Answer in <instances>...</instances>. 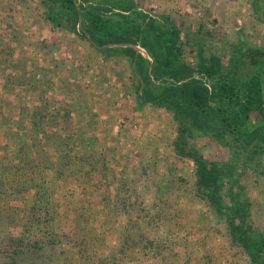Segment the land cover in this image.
<instances>
[{
    "label": "rangeland",
    "instance_id": "1",
    "mask_svg": "<svg viewBox=\"0 0 264 264\" xmlns=\"http://www.w3.org/2000/svg\"><path fill=\"white\" fill-rule=\"evenodd\" d=\"M48 1L0 0V168L12 157L5 149L15 151L10 133L16 131L20 110L33 112L42 103L37 89L51 87L46 96L51 99L50 112L63 108L70 114L66 120L70 125L62 128V132L87 138L96 136L98 142L93 147L98 152H107L103 163L134 188L132 202L136 194L145 212L142 214L138 208L131 214L120 212L108 218L103 209L106 204L101 205L103 211L100 208L98 192L87 196L91 204L87 206L81 188L63 182L58 183L53 194L56 215L51 225L44 209L35 206L32 194L23 199H8L0 191V264L13 261L46 264V256L54 250L62 253L57 264H67L70 251L75 257L71 264H101L100 259H110L108 264H250L243 250L230 245L225 238L228 232L225 221L197 196L194 161L180 158L174 150L173 143L181 132L180 122L164 109L139 105V83L130 60L90 46L79 34L81 19L77 33L71 31L73 21L68 20L65 12L59 13L57 21L47 20ZM75 3L78 9L107 7L110 12L106 14L116 20L123 14L121 8L131 5L146 17V22L155 20L160 27H173L181 33L187 63L196 62L203 47L206 56L220 58L224 73L235 66V85L253 75L264 80V57L251 55L250 51L255 49L252 46L264 51V0H75ZM13 35L18 40L10 57L3 52L4 41L12 40ZM241 36L245 47L239 45ZM135 48L150 59L146 50ZM10 75L13 85L4 90L9 87L6 81ZM25 120L30 121L31 115L25 116ZM252 122L253 127H258L261 116L254 113ZM193 142L211 161L225 160L230 155L228 149L209 136ZM152 161H156V166ZM248 166L241 175V183L250 219L264 231V160ZM142 167L148 171L146 174L141 175ZM104 189L101 186L102 195L106 194ZM157 193L161 195L159 204L155 202ZM77 208L88 211L87 227L95 229L97 235L87 227L81 237L76 234L72 209ZM136 222L139 226L128 229ZM54 229L63 241L58 248L50 239ZM129 232L136 241L144 235L153 242L147 243L148 238L144 237V244L151 250L145 259L135 261L122 254L121 240ZM77 240L82 242L75 245Z\"/></svg>",
    "mask_w": 264,
    "mask_h": 264
},
{
    "label": "trees",
    "instance_id": "2",
    "mask_svg": "<svg viewBox=\"0 0 264 264\" xmlns=\"http://www.w3.org/2000/svg\"><path fill=\"white\" fill-rule=\"evenodd\" d=\"M132 10L131 5L122 7L123 14H119L120 19L116 20L108 16L109 9L101 5L95 9L81 6L78 9L75 0H49L46 18L54 22L59 18L60 12H65L68 20L73 21L71 31L74 33H77L81 19L83 22L79 34L90 46L130 60L138 78L139 105L164 109L180 122L181 132L173 147L177 156L190 159L196 165L197 196L209 204L220 220L225 221L228 230L225 238L230 245L241 248L250 264H264V231L250 219L249 203L245 187L241 183V175L250 168L248 163L260 164L264 160V80L259 75H253L235 85V66L229 67L224 73L220 58L216 55L206 56L203 47L200 48L196 62L187 63L184 45L180 43L181 33L177 29L160 27L155 20L146 22L142 13ZM131 12H134L132 16L129 15ZM133 17L142 20L139 22ZM144 22L146 26L142 25ZM17 40L18 36L13 35L12 40L4 41L6 51L3 52L7 56H13ZM135 47L146 50L150 59ZM252 53L264 55L259 50ZM12 68L16 71L14 65ZM10 78L13 79V75L8 77L6 82L9 87L4 90L13 85ZM44 89H37L41 105L36 106L33 112L22 108L15 126L16 131L10 133L15 153L5 149L6 154L12 157H9L10 161L5 160L6 163L0 168L1 193L8 199H23L26 194H32L35 206L40 210L44 209L47 222L51 225L55 223L56 215L53 194L58 183L63 182L77 184L87 206L91 205L87 196L98 192L100 208L106 204L103 209L108 218L111 215L117 216L120 212L131 214L138 208L143 214L145 211L138 204L136 194L135 201L132 202L134 188L119 178L116 170L103 163V156L107 152H98L93 147L98 138L62 132V128L65 130L70 125L66 121L70 114L63 108L50 112L48 104L51 99L46 96L48 89L52 88ZM49 112L52 113L51 116ZM254 113H258L262 119L258 127H253L252 124ZM30 115L31 120L26 121L25 116ZM208 136L228 149L230 155L225 160L211 161L194 145V139ZM153 162L156 166V161ZM147 172L142 167L141 175ZM101 186L105 187V195H102ZM74 194L78 195L76 192ZM160 197L159 193L155 195V202L158 204ZM68 200L71 202L69 195ZM72 211L75 232L81 237L90 221L88 211L79 208ZM162 214L163 209L158 214L159 219ZM136 226H139V222L128 229L133 230ZM87 228L96 234L95 229ZM50 233L51 241L58 248L63 241L55 234V229ZM144 237L141 235V240L136 241L129 232L121 240L125 258L131 257V260L137 261L136 259H145L151 253L143 242ZM79 242L82 241H75V245ZM146 242L150 244L151 241L148 238ZM130 249L132 252L129 253ZM70 253L67 264L75 259ZM61 255L62 253L54 250L46 256L45 263L57 264ZM133 255L137 256L132 257ZM99 262L108 264L110 259H100Z\"/></svg>",
    "mask_w": 264,
    "mask_h": 264
},
{
    "label": "crops",
    "instance_id": "3",
    "mask_svg": "<svg viewBox=\"0 0 264 264\" xmlns=\"http://www.w3.org/2000/svg\"><path fill=\"white\" fill-rule=\"evenodd\" d=\"M259 7V6H258ZM258 8H256V10H257ZM256 13H257V11H256ZM240 41V43H239V45L240 46H243V44H244V47H245V40H244V38H243V36H241L240 37V39H239ZM253 48H255V49H252V50H250V51H256V50H258V49H256V46H252ZM246 49V48H245ZM249 51V50H248ZM260 51V50H259ZM260 52H263L264 53V51L262 50V51H260ZM251 55H255L254 53H251ZM263 57H264V55H262ZM261 56V57H262Z\"/></svg>",
    "mask_w": 264,
    "mask_h": 264
}]
</instances>
